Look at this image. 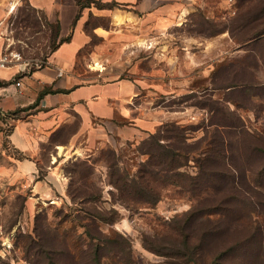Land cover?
Masks as SVG:
<instances>
[{
  "label": "rangeland",
  "instance_id": "374dc122",
  "mask_svg": "<svg viewBox=\"0 0 264 264\" xmlns=\"http://www.w3.org/2000/svg\"><path fill=\"white\" fill-rule=\"evenodd\" d=\"M187 1L195 8L180 11L163 33L156 22L134 18L128 11L115 20L90 15L86 23L89 32L97 26L108 32L106 38L93 35V42L121 64L112 71L124 76L133 67L138 76L152 65L162 71L160 57L173 54L171 47L157 52L162 45L202 48L189 66L184 58L178 60L181 65L164 59L167 75L183 78L156 81L148 99L143 97L147 86L141 84L136 101L159 106V117L166 116L163 122L186 126L182 137L176 136L174 125L164 131L170 137L166 143L188 150L183 157L164 159L184 167L170 170L165 163L166 170L157 171L150 186L136 183L133 178L151 172L146 153L155 157L162 152L147 133L132 141L114 137L73 155L76 159L67 165L69 191L38 199L34 192L4 191L0 185V264H264V152L259 149L264 148V96L235 94L241 107L230 104L244 121L239 130L228 132L235 183L221 172L222 157L207 158L209 143L220 145V135L210 128L213 114L202 108L210 99L227 97L216 87L264 84V42L261 54L247 49L244 39L255 23L242 25L244 16L255 14L258 2ZM6 22L12 63L29 62L31 71L60 40L58 24L45 20L28 0H11ZM259 92L264 95V87Z\"/></svg>",
  "mask_w": 264,
  "mask_h": 264
},
{
  "label": "crops",
  "instance_id": "0c3cea01",
  "mask_svg": "<svg viewBox=\"0 0 264 264\" xmlns=\"http://www.w3.org/2000/svg\"><path fill=\"white\" fill-rule=\"evenodd\" d=\"M28 1L45 20L58 24L60 40L35 70H28L29 62L13 61L0 68V185L4 191H31L34 197L45 199L52 191H69L67 165L76 159H71L73 155L98 148L114 137L132 141L155 132L166 116L159 117V106L153 108L149 101L136 102L142 95L140 85L151 87H145L143 97L148 99L156 81L179 82L183 77L173 72L167 75L163 60L175 64L184 58V66L192 64L193 55L202 48L194 50L191 43L162 45L157 52L165 47L173 52L160 57L162 71L152 65L138 76L133 67L124 76L123 71H112L121 64L93 42V35L106 38L108 32L100 26L89 32L88 17L107 15L115 20L128 11L134 18L156 22L163 33L164 25L179 17L180 11L195 8L192 2L96 0L115 4L99 8L94 3L82 6L79 0ZM10 3L0 0V55L9 54L11 44L6 22ZM46 89L50 92L41 96Z\"/></svg>",
  "mask_w": 264,
  "mask_h": 264
},
{
  "label": "trees",
  "instance_id": "16d2710c",
  "mask_svg": "<svg viewBox=\"0 0 264 264\" xmlns=\"http://www.w3.org/2000/svg\"><path fill=\"white\" fill-rule=\"evenodd\" d=\"M243 4L249 3V5H253L258 2L257 4V10L254 15H249L246 19L244 16L242 25L245 27V25H249L250 23H255V27L251 32H248L244 42L246 44V48L251 50L252 52L254 51L257 55L259 53V48L260 44H263L264 42V0H242ZM80 5L85 6L86 4L89 3H83L81 0H79ZM98 3L103 4L102 6H98L99 8H113L115 4L112 3H102L101 1H98ZM260 3V4H259ZM110 5V6H109ZM259 22V23H257ZM59 28V27H58ZM261 54V53H259ZM263 59V57H262ZM264 87V84H260L256 82H251V83H232L230 82L227 84L225 87H216L219 89H223L226 91V98L224 100H218V99H210L209 103H204L202 104V108H207L210 114L212 113V120L210 121V128L214 127L219 131V138H220V145L215 142H210V147L212 148L211 152L206 151L208 155V159H211L212 156H220L221 162H219V165L223 168L221 172L226 175L228 179H230L231 176V181L235 183L236 180V173L237 169L233 167V165L230 162V146H229V134L230 130H239L240 129V121L243 122L244 126V121L240 113H238L236 110L231 109L230 104H235L238 108L241 106L237 102V99L234 98L235 94L243 95L246 97H249L250 99L254 97H263L264 95L259 92L261 88ZM50 92L49 89H46L42 92L41 96H43L45 93ZM228 104V105H227ZM236 112V113H235ZM221 113L222 115L220 116L221 118L215 119V116L217 117V114ZM237 114V115H236ZM214 117V118H213ZM231 117V118H230ZM169 125H174V131L177 132L176 136L182 137L184 135V131L186 130V126L177 123V122H164L162 123L155 132L150 133L151 138L154 140H157L159 143L160 148L162 149V152H159L155 157V153H146V155L150 156V168L151 172L149 176L147 174H139L137 178H133L134 181L140 185H145V186H150L151 180H156V173L157 171L159 172L161 170H166L163 165L166 163L168 168L170 170H178L182 167H184L183 163H179L175 165V162H168L164 158H175V157H183L184 153L188 154V150H185L182 146L180 145H174L172 143H166L168 142L169 136H166L164 134V131L169 130L168 128H165L166 126ZM166 141V142H165ZM208 144V145H209ZM260 151L264 152V148H259ZM192 151H189V153ZM217 152V153H216ZM170 155V156H168ZM157 160H156V159ZM188 158V156H187ZM155 159V161H153ZM205 165V163H201L200 166ZM230 176H228V174ZM235 178V180H234Z\"/></svg>",
  "mask_w": 264,
  "mask_h": 264
},
{
  "label": "built area",
  "instance_id": "2783aa9c",
  "mask_svg": "<svg viewBox=\"0 0 264 264\" xmlns=\"http://www.w3.org/2000/svg\"><path fill=\"white\" fill-rule=\"evenodd\" d=\"M18 54H15L14 57H18ZM13 61L12 54H3L0 55V68L7 66ZM17 85L20 86L21 82H17Z\"/></svg>",
  "mask_w": 264,
  "mask_h": 264
}]
</instances>
